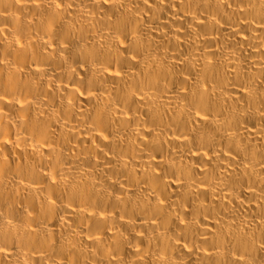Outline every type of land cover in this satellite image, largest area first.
I'll return each mask as SVG.
<instances>
[{"label": "bare ground", "instance_id": "6f19581e", "mask_svg": "<svg viewBox=\"0 0 264 264\" xmlns=\"http://www.w3.org/2000/svg\"><path fill=\"white\" fill-rule=\"evenodd\" d=\"M0 264H264V0H0Z\"/></svg>", "mask_w": 264, "mask_h": 264}]
</instances>
